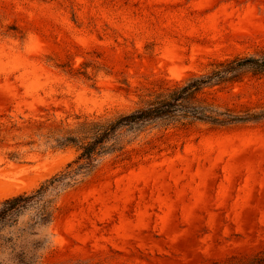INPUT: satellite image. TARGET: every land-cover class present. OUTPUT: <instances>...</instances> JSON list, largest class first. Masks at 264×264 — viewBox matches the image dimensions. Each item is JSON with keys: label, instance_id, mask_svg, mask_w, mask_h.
I'll return each instance as SVG.
<instances>
[{"label": "rangeland", "instance_id": "rangeland-1", "mask_svg": "<svg viewBox=\"0 0 264 264\" xmlns=\"http://www.w3.org/2000/svg\"><path fill=\"white\" fill-rule=\"evenodd\" d=\"M262 55L264 0H0V201L75 159L28 146L59 121ZM205 97L264 110V76ZM51 233L41 264H264V120L142 135L60 198Z\"/></svg>", "mask_w": 264, "mask_h": 264}, {"label": "trees", "instance_id": "trees-1", "mask_svg": "<svg viewBox=\"0 0 264 264\" xmlns=\"http://www.w3.org/2000/svg\"><path fill=\"white\" fill-rule=\"evenodd\" d=\"M264 76V55L218 62L206 73L150 93L127 112L59 121L28 144L76 153L73 161L30 193L0 201V264H41L51 246V227L60 198L80 186L109 157L123 155L142 135L202 124L213 128L258 123L264 110L234 112L209 101L205 94L237 83L245 74ZM20 153L9 154L18 162Z\"/></svg>", "mask_w": 264, "mask_h": 264}]
</instances>
